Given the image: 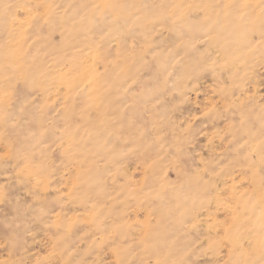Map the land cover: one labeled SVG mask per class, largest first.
I'll return each instance as SVG.
<instances>
[{
    "label": "rangeland",
    "instance_id": "1",
    "mask_svg": "<svg viewBox=\"0 0 264 264\" xmlns=\"http://www.w3.org/2000/svg\"><path fill=\"white\" fill-rule=\"evenodd\" d=\"M0 264H264V0H0Z\"/></svg>",
    "mask_w": 264,
    "mask_h": 264
}]
</instances>
